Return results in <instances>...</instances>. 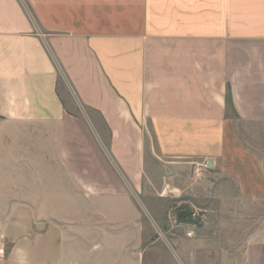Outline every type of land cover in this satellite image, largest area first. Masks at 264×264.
I'll return each mask as SVG.
<instances>
[{"label": "crops", "instance_id": "obj_1", "mask_svg": "<svg viewBox=\"0 0 264 264\" xmlns=\"http://www.w3.org/2000/svg\"><path fill=\"white\" fill-rule=\"evenodd\" d=\"M179 1L0 0L3 264H140L177 179L196 259L264 264V0Z\"/></svg>", "mask_w": 264, "mask_h": 264}, {"label": "rangeland", "instance_id": "obj_2", "mask_svg": "<svg viewBox=\"0 0 264 264\" xmlns=\"http://www.w3.org/2000/svg\"><path fill=\"white\" fill-rule=\"evenodd\" d=\"M183 3L180 0L177 4ZM186 4L193 6V0H186ZM203 8L208 6V0H202ZM61 84V83H60ZM66 87L59 86V92L65 95ZM193 176V175H192ZM195 179H199V175L194 171ZM165 177H171L169 174ZM180 181L175 182V186L170 187V191L180 185ZM163 184L156 182L155 189L157 196L149 204V214L153 217L154 224L150 218L143 220V244L140 246L143 251L140 264H219L216 254L209 255L208 247L205 254L196 256L193 248V240L200 234L209 235L208 231H203L202 227L210 225L212 218L209 213L203 212V205H197L192 197L187 195L173 194L162 196L161 187ZM161 196V197H160ZM192 198V200L190 199ZM240 223L241 216L232 217ZM231 219V218H230ZM194 220H198L195 224ZM152 224V225H151ZM208 228V227H207ZM193 231L192 237H187L188 231ZM169 245V246H168ZM6 248L4 246V254ZM212 258V259H211Z\"/></svg>", "mask_w": 264, "mask_h": 264}, {"label": "built area", "instance_id": "obj_3", "mask_svg": "<svg viewBox=\"0 0 264 264\" xmlns=\"http://www.w3.org/2000/svg\"><path fill=\"white\" fill-rule=\"evenodd\" d=\"M201 169H206L207 167H206V165L204 164V165H202L201 167H200ZM200 169V170H201ZM199 169L196 171V172H198V173H201V171H200ZM167 194H173L172 192H170L167 188H164L163 190H162V196L163 195H167ZM194 235V232L193 231H188L187 233H186V236L187 237H192ZM4 258H5V254H4V245L2 244V243H0V264H3V260H4Z\"/></svg>", "mask_w": 264, "mask_h": 264}, {"label": "water", "instance_id": "obj_4", "mask_svg": "<svg viewBox=\"0 0 264 264\" xmlns=\"http://www.w3.org/2000/svg\"><path fill=\"white\" fill-rule=\"evenodd\" d=\"M194 222H196V220H194Z\"/></svg>", "mask_w": 264, "mask_h": 264}]
</instances>
